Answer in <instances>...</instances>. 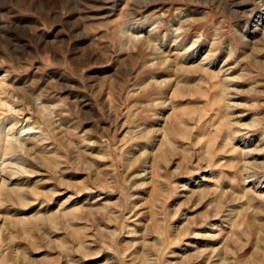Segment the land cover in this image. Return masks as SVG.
<instances>
[{"label": "rangeland", "instance_id": "obj_1", "mask_svg": "<svg viewBox=\"0 0 264 264\" xmlns=\"http://www.w3.org/2000/svg\"><path fill=\"white\" fill-rule=\"evenodd\" d=\"M0 264H264V0H0Z\"/></svg>", "mask_w": 264, "mask_h": 264}]
</instances>
